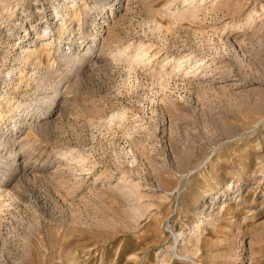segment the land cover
<instances>
[{"label":"rangeland","instance_id":"1","mask_svg":"<svg viewBox=\"0 0 264 264\" xmlns=\"http://www.w3.org/2000/svg\"><path fill=\"white\" fill-rule=\"evenodd\" d=\"M0 264H264V0H0Z\"/></svg>","mask_w":264,"mask_h":264},{"label":"bare ground","instance_id":"2","mask_svg":"<svg viewBox=\"0 0 264 264\" xmlns=\"http://www.w3.org/2000/svg\"><path fill=\"white\" fill-rule=\"evenodd\" d=\"M48 31L46 30V31H43L42 32V36H45V34H48L47 33ZM52 43H49V45H51ZM48 46V45H47ZM61 47V46H60ZM58 48V47H56V49H57V51L59 52V53H62V55H63V49L62 48ZM66 49H69V48H66ZM72 55V54H71ZM177 237V236H176ZM175 237V239H176V242H177V238ZM172 252H173V254L175 255V256H178V253H177V247L175 248L174 246H173V248H172Z\"/></svg>","mask_w":264,"mask_h":264}]
</instances>
